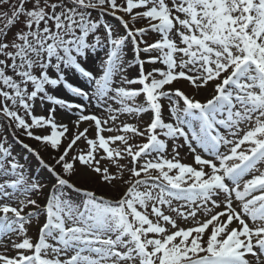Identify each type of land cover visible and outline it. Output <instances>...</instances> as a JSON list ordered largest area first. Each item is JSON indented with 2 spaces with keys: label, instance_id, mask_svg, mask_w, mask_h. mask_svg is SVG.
I'll use <instances>...</instances> for the list:
<instances>
[{
  "label": "snow or ice",
  "instance_id": "6c2138e0",
  "mask_svg": "<svg viewBox=\"0 0 264 264\" xmlns=\"http://www.w3.org/2000/svg\"><path fill=\"white\" fill-rule=\"evenodd\" d=\"M28 2L0 0L6 7L0 11V124L7 121L13 139L38 142L36 149L23 147L55 178L54 190L68 187L85 199L80 210L49 197L38 240L27 238L41 212L31 197L44 184L25 178L7 135L0 136V247L15 250L0 253V264H264V0ZM93 12L116 17L125 33ZM150 33L158 38L150 40ZM126 43L138 68L134 78L122 55ZM105 45L102 72L93 73L81 58ZM66 70L88 84L69 81ZM180 80L195 92L171 87ZM61 87L82 102L50 91ZM141 95L144 104L136 105ZM37 101L76 112L78 131L70 140L57 109L37 115ZM83 102H95L102 114L87 113ZM145 113L151 115L144 128L131 121L116 126L122 115ZM88 121L94 137L89 128L79 130ZM114 131L121 134H103ZM136 137L145 142H131ZM81 139L86 150L72 155ZM166 141H172L171 158ZM116 142L123 147H110ZM185 145L194 165L178 159ZM40 146L58 153L55 166L41 158ZM125 157L128 164L121 163ZM78 168L113 186L123 182L126 191L113 202L77 188L65 177ZM125 170L130 180L124 181ZM29 206L35 211L25 212Z\"/></svg>",
  "mask_w": 264,
  "mask_h": 264
},
{
  "label": "rangeland",
  "instance_id": "374dc122",
  "mask_svg": "<svg viewBox=\"0 0 264 264\" xmlns=\"http://www.w3.org/2000/svg\"><path fill=\"white\" fill-rule=\"evenodd\" d=\"M31 4H32V0H29L27 6L31 7ZM2 10H6V7H0V11H2ZM93 18L103 20L104 22L112 25L113 28L117 30V33L120 35H123L125 33V30L123 29L122 24L114 16H111L107 13H105L103 16H100L98 12H93ZM20 28H21V25L19 23L15 26H12L8 32V40L13 39L14 33L17 30H19ZM97 35L103 36V32L102 31L98 32ZM148 38L150 40H155L158 38V34L150 33ZM89 40H90V42H94V36H90ZM106 52H107V46L106 45L103 48H97L95 51L90 52V59L81 58L84 66L87 69L92 70L93 73L102 72L101 64L104 61V59L106 58ZM122 55H123V58L128 63L132 64V67L128 69V73H127L128 77L129 78L136 77L138 75V68H137L136 63H135L134 51L132 50L130 44H128V43L125 44ZM151 67H152V65H145L146 70H150ZM52 74L53 75L55 74L54 70H53ZM66 75H67V79L73 83H76L78 81V82L83 83L85 85L88 84V82L82 76H80L78 73H75L74 71L66 70ZM117 80H118V78H117ZM132 87L138 88L140 86L134 85ZM166 87H169V86H166ZM171 87L181 88L185 92H189V93L195 92V89H193L187 82H185L183 80H180L179 83L174 82L173 86H171ZM50 91L58 94L59 96H63L64 98L69 99L72 102H82L79 97L74 96L67 89H64L62 87L59 89H50ZM210 91H211V89H209V92ZM196 98L197 99H203L204 97H203V94H200V95H197ZM83 103H85L87 106V113H93L94 112L98 116L102 114L103 109H98L95 105V102H93L91 104H89L88 102H83ZM130 103H132V102H130ZM135 104L136 105H143L144 104L143 95L136 98ZM113 106L118 107V105H115L114 102H113ZM50 107H55L57 109V112L59 113V115L56 116L57 122L63 123V124H66L69 126L71 132L68 134V140H70L71 135L75 134L78 131L75 124H74V121L76 119V112L75 111L69 112L66 109L59 108V106L50 105L46 101L44 103H40L39 101H37V104L35 107V114L44 115V114H46L47 109ZM21 114H23L22 111H21ZM150 115H151L150 113L142 114V119H141V117L133 118V117H130L127 114H125V115H122L119 117V120L117 121L116 126L119 127L120 121H124V122L131 121V122H138L139 126L141 128H144L147 125V123L150 122ZM105 116H106V114H105ZM164 118H165L166 122L169 120V116H168L167 111H166V106H165V111H164ZM6 123L7 122H3V124H0V136L7 135V132H5V129H4V124H6ZM84 128H89L88 136L94 137L95 128H94L93 122H91V121L84 122L80 126L79 130L82 131ZM103 134L105 136H110V135H118L121 133L114 131V132H105ZM16 140L19 143V148H21V147L24 148L23 147L24 143L29 144L34 149H36L38 146V142L31 140L27 136H21L20 138H18ZM68 140L63 141L64 147H66ZM20 141H22V143ZM131 142L143 143V142H145V140H144V138L136 137V138H133ZM166 142L168 144V148H167L168 158H171L174 155V153H172V141H166ZM176 143L182 144V140L177 141ZM116 146L123 147L122 145H119V142H116V144L110 145V147H116ZM38 150L40 151L41 158L46 163L55 166V159L58 156V153L56 151L51 150V149L44 150L43 146H40V148ZM81 150H86V143L83 139H81L78 142V145L74 147L72 155L79 153ZM26 151H28V150H26ZM61 151H62V149H61ZM15 152H17V150H15ZM178 152H179L178 159L181 162H183L185 164H189V165H194L193 154L188 151L186 145L178 148ZM29 153L33 154L31 152H29ZM33 156L36 158V156L34 154H33ZM17 160L21 164V161L18 158H17ZM37 161H39V160L37 159ZM121 163L128 164V158L125 157L124 160L121 161ZM102 166L110 167L111 171L113 173H117V169L115 168L114 165H111V161H108V162L102 161ZM29 169H30V173H31V171H33L32 166L27 167V166L23 165V172H24V176L26 179L31 178V176L29 177V174H30ZM34 169L36 170L35 172H37V173L39 171H41L37 168H34ZM56 171L60 172L61 175H63L59 166H56ZM65 178L69 179L70 183L75 184L77 188H84V189L95 191L98 196L102 195L106 199H109L113 202L120 199L121 196L123 195V193L126 191V188H127V185L123 182H117L115 184V186H113V185L102 182L99 179V177L96 175L85 177L79 168L77 169V172L74 175H71V176H68ZM123 179H124V181L131 179L130 173L127 170H125V172H124ZM38 181H40L44 184V189L42 191H40L38 194L32 196L31 198L36 199L38 201L40 208H41V212L37 217H34L33 220L31 221V223L27 226V233H26L27 238L31 239L34 242L38 240L39 228L45 222V213L43 212V209H44L45 205L47 204V200L49 197H51L53 195L62 197L64 200H67L74 208H79L80 210H83V202L82 201H75L74 199H76V198H74L72 196V194H70V192L63 191L64 189H62L60 191V190H58L59 189L58 187L55 190L53 189L52 185L55 183V178L53 176L51 179H45V180L42 179V180H38ZM71 190L74 191L73 189H71ZM174 206H175V204H174ZM164 210L166 211L167 214L173 215L175 217L174 213H168L167 212V208H165ZM29 211H35V209L32 206H29L28 208L25 209V212H29ZM149 211H150V206H149ZM150 218L155 219L154 217H150ZM181 226H187V225H185L183 222H181ZM0 253H4V254H7L9 256H12V255H15V250L11 249V245L9 244L7 247V250L3 247H0Z\"/></svg>",
  "mask_w": 264,
  "mask_h": 264
},
{
  "label": "trees",
  "instance_id": "16d2710c",
  "mask_svg": "<svg viewBox=\"0 0 264 264\" xmlns=\"http://www.w3.org/2000/svg\"><path fill=\"white\" fill-rule=\"evenodd\" d=\"M4 122H7L6 120ZM7 137H8V141L9 144L11 145L12 151H13V155L15 157H17L20 161L22 165H25L27 167L32 166L33 171H31L30 173V169H29V177H35L37 180H42V179H51L52 175L46 170V168H44L41 163L39 161H37V159L33 156V154H30L28 151H26L24 148H19V143L17 142L16 139H13L12 137V133L11 131H7ZM21 136H19L18 138H20ZM15 150H17V152H15ZM34 168H37L41 171H39L38 173L35 172L36 170ZM58 190H62L63 191H68L70 192V194H72V196L76 199H74L75 201H82L84 202V197L76 191H72L70 188L68 187H58ZM60 194V193H59Z\"/></svg>",
  "mask_w": 264,
  "mask_h": 264
}]
</instances>
